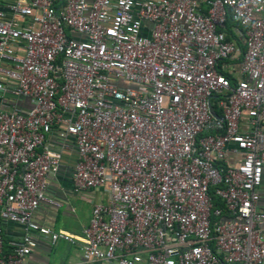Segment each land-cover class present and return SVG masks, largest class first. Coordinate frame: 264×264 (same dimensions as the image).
Returning <instances> with one entry per match:
<instances>
[{
  "label": "built area",
  "instance_id": "1",
  "mask_svg": "<svg viewBox=\"0 0 264 264\" xmlns=\"http://www.w3.org/2000/svg\"><path fill=\"white\" fill-rule=\"evenodd\" d=\"M69 146L72 190L106 195L79 234L33 217ZM58 239L264 264V0H0V264Z\"/></svg>",
  "mask_w": 264,
  "mask_h": 264
},
{
  "label": "crops",
  "instance_id": "2",
  "mask_svg": "<svg viewBox=\"0 0 264 264\" xmlns=\"http://www.w3.org/2000/svg\"><path fill=\"white\" fill-rule=\"evenodd\" d=\"M74 157L72 146L63 149L57 171L48 179L46 193L58 201L59 205L40 202L33 212V217L39 225L54 231L63 230L71 234H79L81 228L88 222L92 202L106 195L101 189L77 192L72 190L70 176ZM2 234L3 249L8 252L18 239V230L14 225L5 223L2 226ZM62 248H65L63 253ZM100 263L102 262L85 260L77 245L61 239L56 240L53 245L40 242L25 260V264Z\"/></svg>",
  "mask_w": 264,
  "mask_h": 264
},
{
  "label": "trees",
  "instance_id": "3",
  "mask_svg": "<svg viewBox=\"0 0 264 264\" xmlns=\"http://www.w3.org/2000/svg\"><path fill=\"white\" fill-rule=\"evenodd\" d=\"M230 81H231V82L234 81L232 77H230ZM215 204H216V205H220L219 202H218L217 200H215Z\"/></svg>",
  "mask_w": 264,
  "mask_h": 264
},
{
  "label": "rangeland",
  "instance_id": "4",
  "mask_svg": "<svg viewBox=\"0 0 264 264\" xmlns=\"http://www.w3.org/2000/svg\"><path fill=\"white\" fill-rule=\"evenodd\" d=\"M54 248H55V247H54ZM67 249L69 250V248H67ZM64 250H65V248H62V251H61V252H62V253L65 252ZM69 252H70V251H69ZM100 264H102V263H100Z\"/></svg>",
  "mask_w": 264,
  "mask_h": 264
}]
</instances>
